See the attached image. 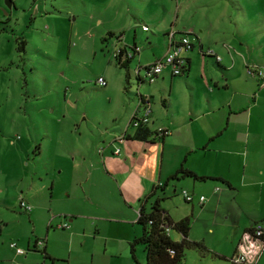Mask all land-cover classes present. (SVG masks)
<instances>
[{"label": "rangeland", "instance_id": "1", "mask_svg": "<svg viewBox=\"0 0 264 264\" xmlns=\"http://www.w3.org/2000/svg\"><path fill=\"white\" fill-rule=\"evenodd\" d=\"M169 3L170 21L179 30L192 28L202 38L208 34L206 27L212 20L222 28L228 24L234 31L232 42L243 50L245 58L264 65V0ZM161 15L146 0H13L10 5L0 0V256L12 255L10 240L24 248L25 239L33 234L44 235L48 224L50 241L66 257L54 258V264H135L122 237L130 226L119 222V218L124 221L119 215L102 211L96 205L105 201L102 209L114 210L121 195L111 187L113 182L109 178L102 180L105 174L90 172L92 164L100 161L102 147L109 144L120 131V124L129 118L131 109L126 111L124 102L129 101L132 108L138 99L136 91L151 93L150 108L155 116L177 113L185 118L202 112L209 95L213 102L229 95L223 86L212 85L208 80L215 86L209 94L201 83L200 59L206 60L210 68L213 59L198 50L192 32L186 34L194 41L188 82L183 81L185 73L170 75L166 71L169 65L163 67V77L137 81L138 61L151 59L152 51L163 50L164 37L156 27ZM141 23L146 24L145 30ZM118 25L124 26L127 41L132 40L134 30L139 51L130 59L127 88H123L129 90L127 93L121 89L125 67L118 66L112 56L116 39H102L107 28ZM170 27L174 28V24ZM181 33L173 34L179 38ZM19 39L23 40L22 48L16 47ZM186 49L182 47L180 52ZM138 73L144 74L142 66ZM98 75L105 78V84L97 82ZM191 102L194 112H189ZM252 111L260 113L264 107L259 105ZM205 117L206 113H201L193 124L200 127ZM182 123L183 128L190 125L187 120ZM179 188L172 179L165 184L161 191L164 207L174 209L182 201ZM107 194L110 200L102 198ZM20 199L31 205L28 211L19 204ZM92 209L103 212L100 221L104 224L117 221L109 226L110 231L100 225V234L96 233L85 213ZM70 212L74 216L68 219ZM232 218V213L220 212L213 226L220 232L228 230ZM64 219L70 224L66 228L70 233L55 226ZM130 224L138 230L133 219ZM102 232L109 237L105 239ZM169 236L179 239L180 233L171 228ZM261 252L254 264H264L263 248ZM134 255L143 264L141 243H135ZM15 260L0 259V264H17ZM179 264L230 261L213 256L207 249L187 246Z\"/></svg>", "mask_w": 264, "mask_h": 264}, {"label": "crops", "instance_id": "2", "mask_svg": "<svg viewBox=\"0 0 264 264\" xmlns=\"http://www.w3.org/2000/svg\"><path fill=\"white\" fill-rule=\"evenodd\" d=\"M146 1L148 3L151 1L152 6L162 14L160 21H156V27L161 29L164 37L163 50L157 53L151 50L153 57L143 62L138 61L136 69L139 66L143 67L147 62L164 53L168 42L166 33L173 28L170 27L171 24H174V31L179 30V26L174 21H170L169 0ZM10 2L13 4V0ZM225 22L229 21L225 19ZM222 23L224 22L221 21ZM214 24V20L208 24L206 27L208 34L203 35L202 38L199 33L191 30L192 28L187 29L192 32L202 55L206 54L213 59L211 68L206 66V60L200 59L198 71L201 76V83L208 88L209 94L215 89V86H211L208 80L212 82V85L223 86V90L229 94L228 98L223 97L219 99L220 102H213L212 96L209 95L207 105L201 110L202 112L189 113L190 116L185 118L180 117L177 113L155 116L149 103L147 125L151 129H156L158 126L166 127L168 132L159 138H137L130 135L133 128L129 127L127 122L121 123L120 131L112 137L116 141L111 139L108 145L105 144L100 152V161L95 162L90 167V172L94 170L99 174H105L107 178L101 176L102 180L107 179L108 181L109 178V181L113 182L111 187L115 190L118 189V193L121 195L120 201L115 202L116 208L114 210L102 209L105 201L96 205L100 206L102 211H112L115 215H119L124 221H121L120 218L118 221L130 226V230L122 236L127 241L128 250V241L140 232V225L136 221L138 197L152 185L163 182L179 164L194 170L198 174L213 176L205 178L180 176L172 179L179 185V189L184 187L191 192L192 199L186 200L182 195V201L179 200L174 209L169 206L164 207L161 204L173 219L184 214H191L188 228L190 238L202 240L208 247L225 255H230L236 248L242 231L251 227L256 220H261L264 217V111L260 113L252 111L259 105L264 107V84L252 68L261 66L264 69V65H259V62L245 58L247 55L243 50L236 47V44L232 42L234 39L232 27L227 23V28ZM146 28H142V30ZM107 29L120 34L122 42L126 45L133 42L138 45L134 38V30L131 32L132 40L127 41L124 39V26L118 25ZM190 38L192 39V37ZM191 42L194 44L193 39ZM204 42L206 43L205 46L203 45ZM192 46L182 53L180 52L181 55L187 56L188 60L187 73L183 75L185 82L189 81L188 72L191 68V57L194 52ZM206 47H211L213 53L219 54L220 58L216 59L212 53L206 52ZM189 49L192 50L189 51ZM137 52H139L138 48L132 57ZM130 59L124 68L126 72L131 68L129 66ZM212 69L214 71H211ZM166 71L172 75L169 70ZM164 73L162 69L155 79L163 77ZM121 82L122 91L127 93L129 90L124 91L122 79ZM169 91L170 89L165 93ZM143 94L147 95L150 100L151 93ZM123 100L124 97H121V102ZM135 102L132 108L131 104L129 106V101L124 102L126 111L131 109L130 114L138 105L137 99ZM141 108L142 105H138L137 111L141 112ZM168 108V112H171L172 109ZM194 108V102H191L189 112H192L191 110L196 111ZM204 112L206 113L204 123L200 127L197 124L194 125L193 120L198 119V116ZM186 120L190 122V125L183 128L182 122ZM117 135L123 136L117 141L115 138ZM113 141L115 144L112 143ZM115 145L118 146L117 152L113 151ZM165 181L168 183L169 179ZM199 193L204 194L202 202L197 201ZM102 196L105 195L102 194ZM102 198L110 200L109 195ZM143 201L144 208L147 209L148 200ZM220 212L225 215L233 214L230 226L227 227L228 230L223 232L213 226L214 218ZM85 213L90 217V223L98 235L101 231L100 225L110 231L109 226L115 225L117 222L111 220L107 222H113V224L102 223L104 221H100V217L104 214L100 210L92 209ZM73 216L74 212H70L68 219L73 218ZM131 219L138 224L137 231L131 226ZM61 222H67V224L61 226L59 225ZM262 223L264 224V219ZM55 226L65 228L66 232L70 233V230L66 229L70 226L68 220H61ZM47 227L48 224L45 226L44 235L33 234L32 238L27 237L25 239L24 252H17L14 247L9 245L12 255L0 256V259L15 260V257H18L15 260L17 264H44L46 258H48L47 264L49 262L54 264V258L66 260L64 252L57 250L50 241V232ZM46 232L47 236H45ZM101 235L105 239L109 237L106 232H102ZM37 238H42L43 242L37 243ZM262 248L264 249V245L261 250Z\"/></svg>", "mask_w": 264, "mask_h": 264}, {"label": "trees", "instance_id": "3", "mask_svg": "<svg viewBox=\"0 0 264 264\" xmlns=\"http://www.w3.org/2000/svg\"><path fill=\"white\" fill-rule=\"evenodd\" d=\"M178 31L186 34L190 32L189 29H181ZM107 37H113L114 39H116V51H114L115 48L112 50V56L116 64H118V66L126 67V63L129 58H131L133 53L137 51V48H135V46H137L136 43L133 42L132 44L126 45V43L122 42L120 34L114 33L110 30H107L106 34L102 35V39H106ZM192 44L193 43L190 42L189 47H191ZM16 47H23L22 39H19L17 41ZM182 59L183 61L179 62V74L186 73L187 71V56L182 55ZM127 77L128 72L125 71V83H123V88L125 89L127 88ZM135 77L137 78L138 82L145 78L144 74L140 75L138 71L135 72ZM136 96L138 98V104H145L149 106L150 100L147 95L143 94L140 91H136ZM146 122L147 121L139 120L137 124H129L133 128L130 135L137 138H159L163 134L168 132L164 129H151ZM180 176H191L193 178L213 177L211 175L198 174L194 170L185 167L182 164H179L175 168V170L167 176V178L176 179ZM167 178L165 180H168ZM165 180L160 184L152 185L137 199L139 201V204L137 209L136 221L140 225V232L137 235H134L128 241L129 252L134 260V263L140 264L136 260L134 255V245L135 243H141L142 249L144 251L143 264H179L180 260L183 257L184 249L187 246L197 247L199 249H207L213 256L227 258L230 261V264H249L234 260L232 256L233 254L225 255L213 248L208 247L202 240L190 238L188 236V228L191 220V214H184L176 219H173L161 205V200L164 198V195L161 191H163V187L166 184ZM145 199L148 200L147 209L144 208L143 200ZM171 228H175L179 231V239H172L169 236V229ZM262 240L264 245V226Z\"/></svg>", "mask_w": 264, "mask_h": 264}, {"label": "built area", "instance_id": "4", "mask_svg": "<svg viewBox=\"0 0 264 264\" xmlns=\"http://www.w3.org/2000/svg\"><path fill=\"white\" fill-rule=\"evenodd\" d=\"M146 24L141 23V28H146ZM174 30L170 29L167 34V49L164 51L162 55L159 57L147 62L143 68H144V77L147 79V81H152L156 78V76L159 74V72L163 69L164 66L169 65V71L170 73H178L180 71L179 62H182V55L180 54V50L182 47L188 48L190 45L191 40L187 37L186 33H181L179 38L174 37ZM135 48H138V46H135ZM116 51V48L115 50ZM206 52L212 53L216 59H219L220 56L217 53H213V49L211 47H206ZM127 53V52H126ZM129 53V51H128ZM252 70L259 75L261 78V82L264 84V69L261 66H254ZM251 70V71H252ZM135 71H138L136 69ZM96 80L99 84H105V78L102 75H98L96 77ZM142 105L141 112L137 111V106ZM131 112V115L128 118L127 124H137L139 120L141 121H148L149 119V106L145 104H138ZM168 131L166 127L158 126L156 130H162ZM123 135H117L116 139H121ZM114 152L118 151V146L114 147ZM183 197L186 200L192 199V193L189 192L186 188L180 189ZM204 198L203 193H199L197 195V201L202 202ZM19 204L25 209H30V204L25 202L24 200L20 199ZM67 222H61L59 225L65 226ZM263 226L264 224L261 222V220H256L253 225L249 228H246L242 231L237 244L236 248L233 251V259L236 261H242L249 264H254L255 258L259 251L261 250V247L263 246V240H262V233H263ZM37 243H42L43 239L38 238L36 240ZM9 245L14 247L15 251L21 252L24 251V248L18 244L14 240L9 241Z\"/></svg>", "mask_w": 264, "mask_h": 264}, {"label": "water", "instance_id": "5", "mask_svg": "<svg viewBox=\"0 0 264 264\" xmlns=\"http://www.w3.org/2000/svg\"><path fill=\"white\" fill-rule=\"evenodd\" d=\"M8 5H10L11 0H4Z\"/></svg>", "mask_w": 264, "mask_h": 264}]
</instances>
